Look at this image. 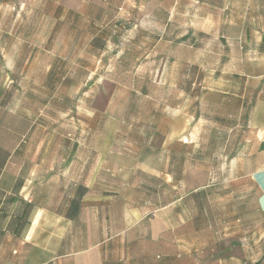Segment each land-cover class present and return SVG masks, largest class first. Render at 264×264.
<instances>
[{
	"label": "rangeland",
	"instance_id": "obj_1",
	"mask_svg": "<svg viewBox=\"0 0 264 264\" xmlns=\"http://www.w3.org/2000/svg\"><path fill=\"white\" fill-rule=\"evenodd\" d=\"M262 29L264 0H0V187L32 178L37 204L63 214L80 191L72 164L94 163L79 178L92 190L81 203L95 207L49 248L87 250L119 229L111 196L172 204L203 229L190 251H217L214 264L222 251L263 264L261 190L243 174L257 150Z\"/></svg>",
	"mask_w": 264,
	"mask_h": 264
},
{
	"label": "crops",
	"instance_id": "obj_2",
	"mask_svg": "<svg viewBox=\"0 0 264 264\" xmlns=\"http://www.w3.org/2000/svg\"><path fill=\"white\" fill-rule=\"evenodd\" d=\"M201 1L207 7L219 9V0ZM262 32L261 39L257 40L254 45L259 51L257 53L259 56L264 55V29ZM253 78L263 79L264 73ZM256 99L248 123V132L250 141L256 144L257 150L253 164L243 174L256 182L261 190L258 204L259 211L264 213V88L258 91ZM111 160V154L103 157V163L98 166L99 176L111 175L110 172L113 171ZM77 165L78 163H73L71 168H68L71 171L70 184L74 191L83 188L87 194L83 195L78 203V214L72 218H67L65 213L52 212L44 203L37 204V195L33 191V182L35 181L32 178L26 179L16 192L14 187H0V191L4 194L3 197H14V202L7 207L5 214L0 212V264H214L209 255H213L217 251H190L193 245V235L199 237L203 229L198 227L196 231H193L192 220L176 215L172 204L167 206H157L152 203L135 205L133 201L129 200L115 199L112 201L111 196L104 201L108 202L105 207L116 206L121 209L119 218L121 227L119 229L105 231L102 242L94 247L90 245L87 250L68 252L58 251L59 246L49 248V238L57 240L60 245L67 237L69 225L84 214V211H80L81 207H95L94 204L81 203L89 193H92V190L89 187L90 183L87 184L84 181L81 184L79 178L81 170H83L82 179L85 177L86 180L89 174H93L89 171L93 169L94 163L93 165L88 164L86 168L82 167L83 169H77ZM66 170L65 172H67ZM156 174L159 175V172L156 171ZM100 182L101 179L94 182V184L100 185L98 191L110 193L109 186L104 183L102 185ZM26 185L29 186V194L26 197H19L21 189ZM74 195L75 193L69 202L72 201ZM16 198L34 204L27 218L28 224L18 236L13 234V227L10 226L13 212L11 210L15 209ZM69 204H65V206L69 207ZM106 218L107 216H105ZM54 223L55 225H53ZM222 252L225 256L219 258L215 264H241V258L229 256L228 251ZM251 253L254 252L247 251L248 255Z\"/></svg>",
	"mask_w": 264,
	"mask_h": 264
},
{
	"label": "trees",
	"instance_id": "obj_3",
	"mask_svg": "<svg viewBox=\"0 0 264 264\" xmlns=\"http://www.w3.org/2000/svg\"><path fill=\"white\" fill-rule=\"evenodd\" d=\"M19 187V186H18ZM18 187L15 188V192L18 190ZM77 194L74 195V198L69 204V207L65 213L67 218L75 217L79 212V202L81 201L85 189H79ZM4 194L0 191V212L5 214V211L9 205L14 202V197H3ZM16 206L14 211L11 214L12 220L10 226L13 227V234L18 236L20 231L28 224L27 218L33 209L34 204L24 201L22 199L16 198Z\"/></svg>",
	"mask_w": 264,
	"mask_h": 264
}]
</instances>
